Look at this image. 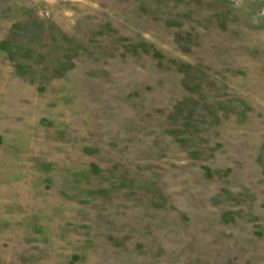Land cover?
I'll return each mask as SVG.
<instances>
[{
  "label": "rangeland",
  "instance_id": "1",
  "mask_svg": "<svg viewBox=\"0 0 264 264\" xmlns=\"http://www.w3.org/2000/svg\"><path fill=\"white\" fill-rule=\"evenodd\" d=\"M261 12L0 0V264H264Z\"/></svg>",
  "mask_w": 264,
  "mask_h": 264
},
{
  "label": "clouds",
  "instance_id": "2",
  "mask_svg": "<svg viewBox=\"0 0 264 264\" xmlns=\"http://www.w3.org/2000/svg\"><path fill=\"white\" fill-rule=\"evenodd\" d=\"M240 0H236V5L239 6ZM260 15H264V12H261ZM254 22H255V18H254Z\"/></svg>",
  "mask_w": 264,
  "mask_h": 264
}]
</instances>
